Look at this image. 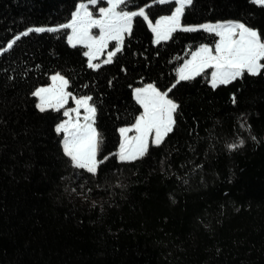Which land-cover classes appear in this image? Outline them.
Listing matches in <instances>:
<instances>
[{"label": "trees", "instance_id": "16d2710c", "mask_svg": "<svg viewBox=\"0 0 264 264\" xmlns=\"http://www.w3.org/2000/svg\"><path fill=\"white\" fill-rule=\"evenodd\" d=\"M81 1L0 0V264H264V71L216 88L211 69L177 83L193 51L219 37L177 31L157 44L143 17L98 69L68 43L70 29L23 35L68 22ZM176 5L131 0L125 10L144 8L155 22ZM218 21L264 38V6L253 0H192L181 18ZM55 73L96 107L98 159H108L95 176L63 152L64 110L37 108L32 93ZM148 83L171 88L175 124L143 158L122 162L119 129L136 121L134 88Z\"/></svg>", "mask_w": 264, "mask_h": 264}, {"label": "snow or ice", "instance_id": "6c2138e0", "mask_svg": "<svg viewBox=\"0 0 264 264\" xmlns=\"http://www.w3.org/2000/svg\"><path fill=\"white\" fill-rule=\"evenodd\" d=\"M107 2L109 7L99 8V18L89 9V4L96 5L98 0H88L87 4H79L70 22L58 28L40 27L29 29L28 32H56L70 29L68 43L72 47L80 45L86 48L84 55L89 57L88 66L98 69L101 65L92 61L103 53L110 42L115 41L114 50L108 52L107 58L103 61L104 64L112 63L113 57L123 50L125 35L132 33L134 18L143 17L155 34L157 44L172 39L173 33L177 31L203 30L219 37L214 47L201 45L191 54V59L178 70L177 83L195 79L211 69L209 74L211 86L216 88L243 78L245 73L256 76L264 71V38L261 33L243 23L205 24L199 28L184 26L181 24V18L185 7L189 6L192 0H175L178 5L175 11L171 15L160 17L155 23L149 19L143 8L139 11L125 10L131 0H107ZM158 2L167 3L168 0H158ZM253 2L264 6V0H253ZM93 29H98L99 34L93 35ZM28 32L23 35H28ZM11 47L10 43L8 48ZM51 81L50 86L39 87L32 93L38 98L37 108L40 112L64 110L63 116L67 119L55 129L57 134L63 133V152L71 160L74 168L83 169L95 176L100 165L104 164L108 157L98 159L103 138L95 127L96 107L90 103L92 97L73 96L68 91L69 80L59 73L53 75ZM134 91L136 102L142 107L143 112L132 126L119 129L122 142L119 152L115 155L122 162L135 161L147 155L150 139L155 146L162 144L173 130L174 113L179 107L168 97L171 88L161 92L155 85L149 84ZM70 98L75 103L73 108L66 107ZM82 109L83 116H81ZM130 132H134L135 135L129 136ZM243 143V140H240L239 143L230 144L228 147L230 150H236L243 146Z\"/></svg>", "mask_w": 264, "mask_h": 264}, {"label": "rangeland", "instance_id": "374dc122", "mask_svg": "<svg viewBox=\"0 0 264 264\" xmlns=\"http://www.w3.org/2000/svg\"><path fill=\"white\" fill-rule=\"evenodd\" d=\"M80 3H86V4H87V3H88V0H86V1H82V2H80ZM80 3H79V4H80ZM79 4H78V6H79ZM78 6H77V8H78ZM92 6H97L98 14L96 15V17L99 18V8H101V7H109V4H108L107 0H98V3H97L96 5H91V4H89V9H90L91 11H92ZM176 7H178V5H177ZM176 7H175V8H176ZM143 9H144V8H143ZM76 10H77V9H76ZM76 10H75V11H76ZM139 10H140V9H139ZM139 10H137V11H139ZM144 10H145V9H144ZM174 11H175V9H174ZM174 11H173V12H174ZM173 12H172V13H173ZM172 13H171V14H172ZM171 14L162 15V16H168V15H171ZM162 16H160V17H162ZM160 17L158 18V20L160 19ZM69 22H70V21H69ZM67 23H68V22H67ZM153 23H154V22H153ZM217 23H218V24H223L222 22H217ZM217 23H216V24H217ZM65 24H66V23H65ZM207 24H214V23H207ZM201 25H205V24H201ZM201 25H199V26H201ZM184 26L192 27V26H195V25H184ZM196 26H198V25H196ZM254 30H255V29H254ZM92 32H93V35H98V34H99V30H98V29H93ZM70 34H71V30H70ZM70 34H69V35H70ZM201 45H208V44H201ZM201 45H200V46H201ZM200 46H199V47H200ZM199 47H198V48H199ZM198 48H197L196 50H198ZM196 50H195V51H196ZM110 51H113V50H108V47H107V48L103 51V53L99 54L98 57H97L95 60L92 61V63H94V64H100V62H101L100 57H101L102 55H105L104 57H105V59H106V58H107V53L110 52ZM195 51H194V52H195ZM88 58H89V57H88ZM101 59H102V58H101ZM105 59H104V60H105ZM190 59H191V56L185 61V63H186L187 61H189ZM185 63H184V64H185ZM184 64H183V65H184ZM183 65H182V66H183ZM55 74H57V73H55ZM55 74H53V75H55ZM53 75H52V76H53ZM52 76H51V77H52ZM51 83H52V81H51V79H50V82H49L47 85H43V86H40V87H48V86L51 85ZM149 84H153V85H155L154 83H148V84H146V85H144V86H137V87L134 88V90L137 89V88H143V87H145V86H147V85H149ZM155 86H156V85H155ZM156 87H157V86H156ZM157 88H158V87H157ZM158 89H159V88H158ZM159 90H160V89H159ZM160 91H161V90H160ZM161 92H162V91H161ZM134 96H135V91H134ZM83 97H84V96H83ZM77 98H80V97H77ZM66 107H67V108H73V107H75V103H74V101H73L71 98L69 99V102H68V104L66 105ZM141 108H142V107H141ZM142 112H143V109L141 110L140 114H141ZM83 114H84V113H83V109H82V110H81V116H83ZM140 114H139V115H140ZM139 115H138V116H139ZM138 116H137V118H138ZM65 119H67V117H65L62 121H64ZM62 121H61V122H62ZM61 122H60V123H61ZM60 123H59V124H60ZM134 123H135V122H134ZM134 123H133V124H134ZM133 124L126 125V126H124V127H130V126H132ZM57 125H58V124H57ZM95 127H96V126H95ZM124 127H122V128H124ZM62 134H63V133H62ZM128 135H129V136H132V135H135V133H134V132H130ZM120 136H121V134H120ZM121 142H122V137H121ZM150 144H151V139H150V141H149V145H150ZM118 152H119V150H118Z\"/></svg>", "mask_w": 264, "mask_h": 264}]
</instances>
